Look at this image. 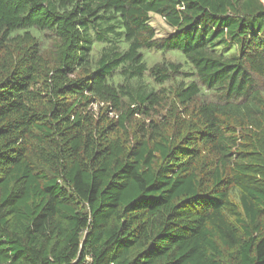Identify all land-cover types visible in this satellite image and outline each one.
<instances>
[{
  "label": "trees",
  "instance_id": "obj_1",
  "mask_svg": "<svg viewBox=\"0 0 264 264\" xmlns=\"http://www.w3.org/2000/svg\"><path fill=\"white\" fill-rule=\"evenodd\" d=\"M0 264H264V0H0Z\"/></svg>",
  "mask_w": 264,
  "mask_h": 264
},
{
  "label": "rangeland",
  "instance_id": "obj_2",
  "mask_svg": "<svg viewBox=\"0 0 264 264\" xmlns=\"http://www.w3.org/2000/svg\"><path fill=\"white\" fill-rule=\"evenodd\" d=\"M150 25L152 28L155 30L157 33V37H166L169 33L170 30L164 25V23L156 16H152L150 20ZM144 58L145 61L149 64H155L157 62H160L162 60H171L174 62H183L182 58L175 54V53H168V54H161V53H156V52H145L144 53ZM184 68L188 69L187 66H184Z\"/></svg>",
  "mask_w": 264,
  "mask_h": 264
}]
</instances>
